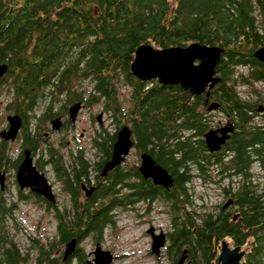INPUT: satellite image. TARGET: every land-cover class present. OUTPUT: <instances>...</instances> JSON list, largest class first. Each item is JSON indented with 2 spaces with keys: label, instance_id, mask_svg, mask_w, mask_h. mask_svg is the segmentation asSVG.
Returning a JSON list of instances; mask_svg holds the SVG:
<instances>
[{
  "label": "trees",
  "instance_id": "trees-1",
  "mask_svg": "<svg viewBox=\"0 0 264 264\" xmlns=\"http://www.w3.org/2000/svg\"><path fill=\"white\" fill-rule=\"evenodd\" d=\"M193 41L223 48L217 65L222 78L208 102L206 92L144 81L131 70L141 43L161 47ZM261 45L264 0H0V63L8 64L18 95L47 98L41 87L52 80L55 101L66 88L78 99L86 91L83 80L89 79V101L103 100L115 117L121 113L137 144L173 174L170 189L151 185V198L165 204L173 221L166 262L161 255L156 264H177L185 248L190 264H219L223 239L244 243L246 264H264V175H254L251 165L253 156H261L264 165V129L253 119L264 94L253 87L258 96L253 99L240 89L264 79V62L254 54ZM122 85L130 87L127 106L119 96ZM211 102L236 122L235 132L216 151L204 137L218 124L209 116L215 111L208 109ZM116 134L117 128L94 139L115 140ZM217 161L230 172L222 186L226 199L199 210L191 182L194 176L215 180L211 165ZM9 214L0 202V264H27L32 254L37 258L30 264H63L54 253L57 247L73 235L82 238L89 229L102 231L111 224L109 210L78 212L73 232L64 220L59 239L47 233L31 237L24 247ZM73 264L87 263L81 256Z\"/></svg>",
  "mask_w": 264,
  "mask_h": 264
},
{
  "label": "flooded vegetation",
  "instance_id": "flooded-vegetation-1",
  "mask_svg": "<svg viewBox=\"0 0 264 264\" xmlns=\"http://www.w3.org/2000/svg\"><path fill=\"white\" fill-rule=\"evenodd\" d=\"M53 86L51 80L48 85L41 87L44 90L43 93L48 95L47 98L41 97V95L37 98H28L25 95H18L16 92V86L11 81L9 69L0 78V95L4 96V99L0 101V132L9 127L10 115L18 114L21 119L20 129L14 139L4 138L0 134V202L2 208L6 212H10L7 215L10 224L17 223L18 226L17 211L23 210V206L41 212L42 217L45 213L47 223H51L52 226L50 234L55 241L61 235L62 221L67 220L70 223L71 232L74 231L72 224L75 213L78 212L109 210L111 214L109 226H112L115 225L117 220L115 216L119 212L137 211L136 213L139 214L140 210L149 211L153 207L152 202L154 201L150 196L151 185L155 182L152 177H146L140 169L142 153L147 150L137 144L134 131L132 132L134 144L124 160L109 170L107 174H102L101 171L105 163L113 155L116 138L108 141L82 138L85 133L89 132L90 126L84 127L85 130L81 131L82 137L80 138L77 135L76 127L81 113L88 107L89 91L86 89L81 98L73 99L66 88L59 93V99L55 101L52 98V95L55 94ZM5 91H7V97ZM122 100L124 101V99ZM76 102H81V108L74 120L70 108ZM14 105H21V108L16 110ZM215 110L220 109L216 108ZM101 111L106 113L109 110L102 109ZM257 115H261L264 119V109L256 112L254 116ZM56 117H60L61 121L58 128H54L52 125V121ZM229 120L231 121L230 116H226V120L220 119L215 127L222 126ZM123 121L124 118H122L121 113L117 114L112 122L115 123L117 132ZM100 125L101 128L98 132L108 130L105 121ZM259 126L264 129V122L259 123ZM221 151H223V147ZM133 152L137 154V159L133 162L134 164H131L129 159ZM27 157H30L37 170L46 176L52 187V198L19 182L17 172ZM253 157L252 172L260 178L263 176H261L262 171L260 169L264 170L262 158L261 156ZM218 158L215 156L216 160ZM255 164L259 166L258 170ZM214 169L219 178L230 176V172L224 171L225 167H220L218 161L214 162ZM122 172L125 173L124 177H122ZM148 224L150 227L154 223L149 221ZM154 226L155 232H160L163 229L156 224ZM107 227L105 226L102 231L101 229H89L82 238L78 235L71 236L70 240L74 237L77 238L74 252L65 257V245H63L61 248L55 249V255L61 256L63 264H73L81 256L85 258L87 264H91L89 260L94 259V251L98 244L105 249L114 251L111 246L107 247L102 243ZM165 231L167 242L162 247L160 254L158 255L152 250L149 251L156 257L164 255V253L166 255V247L170 242V230ZM149 235H151L153 242V236L150 232ZM87 240L91 244L89 250L85 248L87 246L85 241ZM36 258V255L33 256L32 254L27 264Z\"/></svg>",
  "mask_w": 264,
  "mask_h": 264
},
{
  "label": "water",
  "instance_id": "water-1",
  "mask_svg": "<svg viewBox=\"0 0 264 264\" xmlns=\"http://www.w3.org/2000/svg\"><path fill=\"white\" fill-rule=\"evenodd\" d=\"M222 52L223 48L221 46L200 41H193L187 45L178 44L161 47L144 42L136 49L134 59L131 62V70L139 79L144 81L158 79L163 84H181L182 87L189 89L193 94L206 92V102H208L211 89L222 78L217 70ZM254 54L264 62V45L259 46ZM7 69L8 64L6 62L0 63V78L6 73ZM218 106V103L211 102L208 109L213 110ZM80 108L81 102H76L71 106L70 110L74 120ZM258 109H264V104L260 105ZM9 118V127L2 129L0 134L4 138L14 139L20 129L21 119L18 114H12ZM96 118L100 124H103V111L98 112ZM60 123V117H56L52 121L54 128L60 127ZM234 130L235 124L230 120L222 126L209 128L204 133L209 150L216 151L220 149ZM132 132V127L129 124L122 125L118 130L113 155L105 163L101 171L102 174H107L109 170L124 160L134 144ZM140 169L146 177H152L155 183L168 189L174 184L173 174L149 151L142 153ZM17 178L22 185H29L44 195L50 198L53 197L52 187L46 176L37 170L30 157L25 158L19 166ZM148 231L153 236L151 250L159 255L162 247L166 245L167 233L163 229L160 232H155L154 224L149 227ZM76 243L77 238L75 237L66 242L65 257L74 252ZM243 245L244 243L234 245L232 239H229V241L223 239L218 257L219 264H246L244 255L247 249H244ZM94 252V259L89 260L91 264H112L115 255L110 249H105L98 244ZM186 260L187 249L185 248L177 264H190Z\"/></svg>",
  "mask_w": 264,
  "mask_h": 264
},
{
  "label": "rangeland",
  "instance_id": "rangeland-1",
  "mask_svg": "<svg viewBox=\"0 0 264 264\" xmlns=\"http://www.w3.org/2000/svg\"><path fill=\"white\" fill-rule=\"evenodd\" d=\"M250 68H248L249 70ZM150 81V80H147ZM88 91L90 90L89 79H84L82 83ZM81 86V85H79ZM253 87H256L263 91L264 94V79H259L258 81L253 82V84H242L240 89L242 90L243 95L252 97L256 99L258 96L254 93ZM7 91H5V96L7 97ZM119 96L124 99V105L129 104L130 96V87L128 85H122L121 89L119 88ZM4 99V96L0 95V101ZM102 109H105V103L103 100L89 101L88 107L83 110L81 117L77 122L76 132L77 135L81 138V131H84L85 126L89 127V132L84 134V139L94 138L101 128L99 121L96 119V114ZM259 111V110H258ZM210 118L214 123H218L220 119L223 121L226 120V114L221 110H215L209 114ZM90 119V120H89ZM103 119L105 124H107V129L110 132L115 130V123H112L115 119L113 111H108L103 113ZM254 121L261 124L264 122V119L261 115L253 117ZM215 127V126H212ZM230 156V154H229ZM231 157V156H230ZM228 157V158H230ZM137 159V154L132 153L129 163L134 164L133 162ZM257 170L259 166L255 164ZM264 168V167H263ZM213 169V176L215 180H206L204 181L200 176H194L191 184L194 185L192 191L195 197L196 207L200 210L204 206L207 208H214L216 204L220 201L226 199L224 195L222 182L228 183L229 178H219L214 170V165H211V171ZM262 175H264V170ZM264 178V177H263ZM262 184L264 181L262 178ZM222 181V182H221ZM264 186V185H261ZM153 207L149 211L140 210L139 214L137 211H122L116 217L115 225L108 226L106 228L103 245L114 249L115 259L113 264H156L157 258L153 253L150 254L152 239L151 235L147 231L149 227V221H152L154 224L161 226L164 230H170L173 228V221L170 213L166 210V206L162 201L152 202ZM23 210L17 211L19 218L17 232L18 239L21 240L22 246L26 247L31 241V237L40 238L45 234L52 231L51 223H47L45 213H42L30 210L28 207L22 208ZM9 219V218H7ZM148 232V233H147ZM32 234V235H30ZM87 245L85 248L89 250L91 244L89 240L85 241ZM84 245V244H83ZM163 261L166 262V256L162 257Z\"/></svg>",
  "mask_w": 264,
  "mask_h": 264
}]
</instances>
